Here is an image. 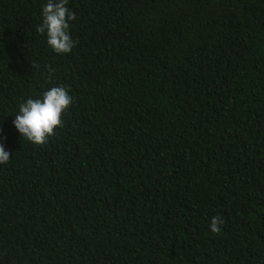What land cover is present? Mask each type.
<instances>
[{
	"label": "trees",
	"instance_id": "1",
	"mask_svg": "<svg viewBox=\"0 0 264 264\" xmlns=\"http://www.w3.org/2000/svg\"><path fill=\"white\" fill-rule=\"evenodd\" d=\"M46 2L0 0V264H264V0H68L60 55Z\"/></svg>",
	"mask_w": 264,
	"mask_h": 264
},
{
	"label": "clouds",
	"instance_id": "2",
	"mask_svg": "<svg viewBox=\"0 0 264 264\" xmlns=\"http://www.w3.org/2000/svg\"><path fill=\"white\" fill-rule=\"evenodd\" d=\"M68 0H47L42 7V23L36 31L46 36L48 47L56 54L70 53L74 42L69 34V22L76 19L67 7ZM73 103V98L63 86H56L43 92L41 98L27 99L20 104L13 120V126L34 145H42L53 135L62 123V114ZM10 160V153L0 144V164ZM223 221L218 216L211 219L210 230L216 233Z\"/></svg>",
	"mask_w": 264,
	"mask_h": 264
}]
</instances>
